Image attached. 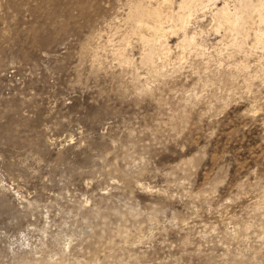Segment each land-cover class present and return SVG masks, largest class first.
Masks as SVG:
<instances>
[{
	"label": "rangeland",
	"instance_id": "374dc122",
	"mask_svg": "<svg viewBox=\"0 0 264 264\" xmlns=\"http://www.w3.org/2000/svg\"><path fill=\"white\" fill-rule=\"evenodd\" d=\"M160 1L0 0V264H264V23Z\"/></svg>",
	"mask_w": 264,
	"mask_h": 264
},
{
	"label": "bare ground",
	"instance_id": "6f19581e",
	"mask_svg": "<svg viewBox=\"0 0 264 264\" xmlns=\"http://www.w3.org/2000/svg\"><path fill=\"white\" fill-rule=\"evenodd\" d=\"M141 1V0H140ZM154 1V0H153ZM163 1V2H162ZM162 1H160V2H162L163 3V5H162V3H161V5L162 6H156V7H153V6H150V7H145V6H143V5H141V4H138V5H136V7H135V12L133 13V16H134V20H135V23L137 24V27H147V28H150V29H152L155 33H158V34H160V33H163L164 32V26H163V24H161V20H162V18L163 17H165V16H169V18L171 17L172 18V20H174V22L173 23H175L176 25H179L180 27H181V29H183L184 30V34H183V36H185V37H188V39L187 40H189L191 43L194 41V38L195 37H197V35L195 36V34H190V35H187V31H186V26L188 25V23H190V21L188 22V20L190 19V17L191 16H194V14L193 15H191V13H190V9L192 10L193 8L192 7H194V6H192V4H198V3H202V1L203 0H162ZM175 1H177V2H175ZM205 1V0H204ZM218 1V0H217ZM255 1V0H254ZM134 2H135V0H134ZM137 2V1H136ZM145 2H146V0H145ZM147 2H149V1H147ZM159 2V3H160ZM236 2V1H235ZM158 3V4H159ZM173 3H177V10L175 11V9H172V7L174 6L173 5ZM231 3V2H230ZM137 4V3H136ZM219 4V3H218ZM233 4H234V2H233ZM147 5V4H146ZM150 5H152L151 4V1H150ZM155 5H157L156 3H155ZM154 5V6H155ZM212 5V6H211ZM190 6H192L191 8H190ZM129 7V6H128ZM199 7V6H198ZM206 8V7H208L209 9H211V15H212V19H213V21H214V28H215V31L216 30H220V28H225V29H227V30H233V31H235V32H239V31H242V30H240V28H241V26H242V24H245L244 22L246 21V18H247V16L249 17V15L251 14L250 12H252V13H255L257 16H258V19H259V22L260 23H264V0H256L255 2H253V0H238V2H236L234 5H233V7L231 6L230 7V5L228 4V2L226 1V0H224V2L221 4V5H217L216 4V0H206V3L205 4H203V8ZM195 8V7H194ZM204 8V9H205ZM207 8V9H208ZM133 9V8H132ZM172 9V10H171ZM201 9V8H200ZM194 11H195V9H194ZM198 11V14H199V10H197ZM196 11V12H197ZM203 11V10H202ZM201 11V12H202ZM206 11V10H205ZM129 12V11H128ZM162 12H164L163 14H162ZM170 12V13H169ZM200 12V13H201ZM202 13H204V11L202 12ZM197 13H196V17H197V15H198ZM127 15V14H126ZM125 15V16H126ZM200 15V14H199ZM205 15V14H204ZM210 15V16H211ZM209 16V17H210ZM256 16V17H257ZM129 17V16H128ZM196 17H194V18H196ZM251 17V16H250ZM193 18V19H194ZM164 19V18H163ZM211 19V18H210ZM251 19H253V18H251ZM256 19V18H255ZM254 19V20H255ZM172 20H171V22H172ZM190 20H192V19H190ZM126 21H128V19L126 20ZM166 21H168V20H166ZM248 22V21H247ZM256 22V21H255ZM259 22H257V23H259ZM163 23V22H162ZM253 23V22H252ZM251 23V24H252ZM128 24V23H127ZM130 24V23H129ZM191 24V23H190ZM135 25V24H134ZM167 25H168V22H167ZM173 25V24H172ZM252 25H254V24H252ZM259 25V24H258ZM124 26V25H123ZM260 26L262 27V25L260 24ZM118 27V26H117ZM127 27V26H126ZM131 27H132V25H131ZM134 27V26H133ZM169 27V26H168ZM175 27V26H174ZM189 27V26H188ZM212 27V26H211ZM248 27V26H247ZM254 27V26H253ZM252 27V28H253ZM128 28V27H127ZM136 27H134V28H132V29H134V30H136L135 29ZM170 28V27H169ZM172 28V27H171ZM191 28H193V27H191ZM213 28V29H214ZM244 28H246V27H244ZM258 28V27H257ZM130 29V28H129ZM129 29H128V31H129ZM166 29H168V28H166ZM179 29V28H178ZM211 29V28H210ZM243 29V28H242ZM248 29V28H247ZM254 29V28H253ZM123 30V29H122ZM124 30H125V28H124ZM138 30V29H137ZM169 30V29H168ZM176 30V29H175ZM201 30V29H200ZM243 30H246V29H243ZM250 30V29H249ZM195 31V30H194ZM214 31V30H213ZM226 31V30H225ZM248 31V30H247ZM130 32V31H129ZM135 32V31H134ZM152 32V31H151ZM171 32V31H170ZM177 32V31H176ZM176 32L174 31V33H175V35H177L176 34ZM179 32V31H178ZM177 32V33H178ZM197 32V31H196ZM199 32V31H198ZM201 32H203V30H201ZM223 32V31H222ZM248 32H250V31H248ZM248 32H247V34H248ZM153 33V32H152ZM166 34H168V32H165ZM173 33V32H172ZM192 33V32H191ZM211 33V32H210ZM230 33V32H229ZM245 33V32H244ZM128 34H130V33H128ZM143 34V33H142ZM170 34V33H169ZM168 34V35H169ZM198 34V33H197ZM200 34V33H199ZM215 34V33H214ZM217 34V33H216ZM231 34H232V32H231ZM235 34V33H234ZM233 34V35H234ZM239 34V33H238ZM242 34H243V32H242ZM133 35V34H132ZM146 35V34H145ZM153 35V34H152ZM173 35V34H172ZM179 35V34H178ZM229 35V34H228ZM235 35H237V33L235 34ZM240 36H242L241 34H239ZM127 36V35H126ZM130 36V35H129ZM128 36V37H129ZM136 36V35H135ZM150 36H151V34H150ZM155 36V35H154ZM154 36H151V38L152 37H154ZM165 37H166V35H164ZM244 36L245 35H243V38H244ZM248 36V35H247ZM254 36H255V39H256V42L257 43H261V42H263V39H264V29H261V28H258L255 32H254ZM165 37H163V36H161V38H160V35H159V39H163V38H165ZM180 37V36H179ZM182 37V36H181ZM234 37V36H233ZM235 37H237V39H238V36H235ZM234 37V38H235ZM123 38V37H122ZM126 38V37H125ZM138 38V37H137ZM231 38V37H230ZM229 38V39H230ZM233 38V39H234ZM241 38V37H240ZM242 38V39H243ZM154 40H155V38H153ZM220 39H222V38H220ZM220 39H219V41H220ZM244 39H246V38H244ZM122 40V39H121ZM152 40V39H151ZM164 40V39H163ZM166 40H167V38H166ZM183 40V42H184V39H182ZM186 40V41H187ZM231 40V39H230ZM235 40H236V38H235ZM112 41V40H111ZM142 41V40H141ZM149 41V40H148ZM159 41V40H158ZM185 41V42H186ZM196 41H197V39H196ZM237 41V40H236ZM143 42V41H142ZM145 42V41H144ZM181 42V41H180ZM179 42V43H180ZM221 42H222V40H221ZM231 42H232V40H231ZM122 43V42H121ZM153 43V42H152ZM152 43L150 42V44L152 45ZM154 43L156 44V42L154 41ZM167 42H165V44H164V47H166V49L165 50H167V52H168V49L170 50V48H168L167 49V44H166ZM187 43V42H186ZM190 43V44H191ZM244 43H245V41H244ZM247 43V42H246ZM249 43V42H248ZM264 43V42H263ZM144 44V43H143ZM148 44V43H147ZM147 44H145V45H147ZM160 44V43H159ZM161 44H162V42H161ZM184 44V43H183ZM182 44V45H183ZM200 44V43H199ZM232 44V43H231ZM241 44V43H240ZM240 44H238V46L240 45ZM125 45H127L126 43H125ZM150 45V46H151ZM154 45V44H153ZM158 44H156V46H157ZM180 45V44H179ZM186 45V44H185ZM183 46V47H186V46ZM193 45H195V44H193ZM193 45H191V46H193ZM234 45H235V42H234ZM124 46V45H123ZM169 46V45H168ZM188 47H189V45H187ZM197 46V45H196ZM241 46V45H240ZM252 46V45H251ZM161 47V46H160ZM164 47H163V49H164ZM171 47V46H170ZM177 47V46H176ZM201 47H203V46H201ZM235 47V46H234ZM259 47V46H258ZM151 48V47H150ZM158 48H159V46H158ZM157 48V49H158ZM187 48V47H186ZM196 48V47H195ZM198 48H199V46H198ZM198 48L196 49L197 50V52L199 53V50H198ZM237 47H235V49H236ZM241 48V47H240ZM250 48V47H249ZM260 48V47H259ZM161 49V48H160ZM160 49H159V51H160ZM144 50H148V49H143L142 51H144ZM164 50V51H165ZM187 50V49H186ZM192 50H193V47H192ZM195 49H194V51H196ZM239 50V49H238ZM241 50H242V48H241ZM246 50V49H245ZM152 51V50H151ZM162 51V50H161ZM185 51V50H184ZM190 51H191V49H190ZM189 51V52H190ZM240 51V50H239ZM256 51V50H255ZM154 52V51H153ZM193 52V51H192ZM242 52V51H241ZM156 53V52H155ZM161 53V52H160ZM180 53H182V50H181V52ZM141 54V53H140ZM145 54V53H144ZM146 54H148V53H146ZM158 54V53H157ZM156 54V55H157ZM163 54V53H162ZM165 54H166V51H165ZM194 54V53H193ZM196 54V53H195ZM234 54V53H233ZM150 55V54H149ZM181 55V54H180ZM183 55H185V54H183ZM230 55V54H229ZM262 55H263V53H262ZM123 56V55H122ZM127 56V55H126ZM161 56V55H160ZM163 56V55H162ZM165 56V55H164ZM198 56V55H197ZM124 57V56H123ZM143 57V56H142ZM154 57H156V56H154ZM178 58H179V55L177 56ZM181 57V56H180ZM141 58V57H140ZM145 58H146V56H145ZM167 58V57H166ZM182 58V57H181ZM155 59V58H154ZM153 59V60H154ZM162 59H163V57H162ZM162 59H161V61H162ZM152 60V61H153ZM148 62H149V60H147ZM160 61V62H161ZM151 63V62H150ZM153 63H155V62H153ZM153 63H151V64H153ZM161 63H163V62H161ZM156 64V63H155ZM164 64V63H163ZM132 65V64H131ZM150 65V64H149ZM158 64H156V66H157ZM236 65V64H235ZM238 65V64H237ZM240 65H242V64H240ZM153 66H155V65H153ZM155 66V67H156ZM242 66H244V65H242ZM158 67V66H157ZM239 67V66H238ZM245 68V67H244ZM243 68V69H244ZM158 69H160V67L158 68ZM242 69V70H243ZM236 71V70H235Z\"/></svg>",
	"mask_w": 264,
	"mask_h": 264
}]
</instances>
